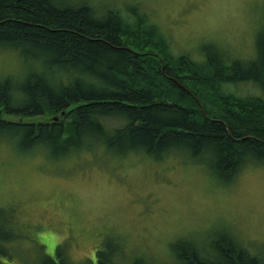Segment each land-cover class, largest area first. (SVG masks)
<instances>
[{
	"label": "trees",
	"instance_id": "1",
	"mask_svg": "<svg viewBox=\"0 0 264 264\" xmlns=\"http://www.w3.org/2000/svg\"><path fill=\"white\" fill-rule=\"evenodd\" d=\"M70 1L0 0V49L33 67L20 82L0 81V139L55 159L182 150L226 180L264 164V96L231 88L252 83L264 95V31L254 60H230L207 45L195 60L173 55L142 17L130 22ZM12 235L0 233V258ZM213 240L207 249L177 242L174 264H264V248L254 255L230 235Z\"/></svg>",
	"mask_w": 264,
	"mask_h": 264
},
{
	"label": "rangeland",
	"instance_id": "2",
	"mask_svg": "<svg viewBox=\"0 0 264 264\" xmlns=\"http://www.w3.org/2000/svg\"><path fill=\"white\" fill-rule=\"evenodd\" d=\"M70 2L98 14L119 11L130 22L142 17L173 55L195 60L206 45L230 60H254L264 31V0ZM32 69L18 52L0 49V81L20 82ZM231 88L264 96L252 83ZM50 154L46 148L21 152L0 139V233L14 234L3 242L5 264H174L177 242L207 249L228 235L254 255L264 248V164L226 180L182 150L157 158L104 150Z\"/></svg>",
	"mask_w": 264,
	"mask_h": 264
},
{
	"label": "water",
	"instance_id": "3",
	"mask_svg": "<svg viewBox=\"0 0 264 264\" xmlns=\"http://www.w3.org/2000/svg\"><path fill=\"white\" fill-rule=\"evenodd\" d=\"M55 120H58V118L55 117Z\"/></svg>",
	"mask_w": 264,
	"mask_h": 264
}]
</instances>
